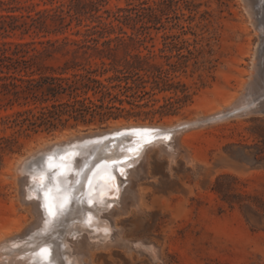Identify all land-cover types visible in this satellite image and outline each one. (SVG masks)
Listing matches in <instances>:
<instances>
[{"label":"rangeland","instance_id":"obj_1","mask_svg":"<svg viewBox=\"0 0 264 264\" xmlns=\"http://www.w3.org/2000/svg\"><path fill=\"white\" fill-rule=\"evenodd\" d=\"M254 1L255 8H260L261 0ZM84 3L85 14L80 24L74 20L60 31L31 28L27 32L28 25L8 31L0 29V44L14 46L36 41L42 48L39 41L59 39L54 56L42 60L45 66L59 69L72 58L71 52L79 48L74 44L65 45L61 40L66 35L83 38L76 31L84 32L96 25L98 21L91 18L95 14L111 31L107 33L109 37L134 36L128 45L119 47V57H124L127 51L140 52L146 56L145 67L150 64L162 67L163 81L157 87L151 72L141 71L148 81L143 91H139L141 96L131 97L138 106L125 102L133 112L128 118L109 120L104 125L69 126L51 133L20 135L16 144L0 145V243L15 234L26 233L37 222L30 204L24 202L30 199L24 195L27 188L17 178V164L36 153L41 145L132 124L170 126L207 118L220 110L234 114L180 131L176 137L178 143L175 141L179 150L175 147V151L166 153L161 145L149 146L144 153L142 172L134 173L128 181L136 194L126 196L123 209L114 211L123 236L129 241L152 243L159 251V259L154 260L148 251L137 252L133 248L130 251L122 244L106 252L94 251L92 259L94 264H264V34H261L264 33V9L257 15L255 25L245 0H84ZM13 4L15 7L34 4L35 10H44L57 2L14 0ZM135 6L156 7L157 15L141 10L138 16L134 10L133 18L116 19L125 13L123 9ZM16 9L10 13L27 14L25 9ZM7 13L0 6V14ZM23 21L21 17L15 23L21 25ZM91 61L94 64L100 58L93 56ZM113 73L111 70L105 76ZM251 94L252 97L247 96ZM177 98L182 100L176 102ZM244 100L254 108L242 110ZM236 106L241 107L234 110ZM19 108L0 94V138L15 137V128L6 121ZM129 130L133 132L129 135L131 139L123 140L127 144L124 151L131 157L141 143L135 142L134 137L147 138V131ZM65 151L67 148L61 146L36 156L31 169L23 173L40 176L35 189L41 195L48 194L51 187L55 193L60 189L57 180L60 172L65 171L62 160ZM172 153L177 155L173 157ZM116 154L113 157L117 160H113L109 170L118 175V167L125 166L119 159L121 155ZM75 156L80 157L78 153ZM136 165L139 162L128 169L133 167L130 168L133 170ZM69 174L73 175L74 171ZM87 178H91V173ZM101 181L98 176L94 179L95 191L100 194L104 193ZM71 195L77 196L73 192ZM79 207L76 206L77 210ZM68 217L64 214L58 218L61 221L54 222L58 226L66 224ZM52 224H42L44 228L40 224L32 231L37 240L32 248L42 246L51 230L57 237L58 230ZM59 247L56 248L59 250ZM56 248L52 250L53 255L59 252ZM2 254L4 264H9L6 253Z\"/></svg>","mask_w":264,"mask_h":264},{"label":"trees","instance_id":"obj_2","mask_svg":"<svg viewBox=\"0 0 264 264\" xmlns=\"http://www.w3.org/2000/svg\"><path fill=\"white\" fill-rule=\"evenodd\" d=\"M13 1L0 0V6L8 12L0 14V29L4 31L26 25L27 32L31 28L60 31L74 20L80 24L86 6L84 0H50L57 4L50 9L35 10L34 4L15 7ZM16 8L25 9L27 14H11ZM134 10L138 16L141 10L157 15L156 7L135 6L123 9L125 13L117 15L116 19L133 18ZM21 17L24 21L17 25L15 22ZM99 17L92 14L91 18L98 23L84 32L76 31L83 38L63 37L61 43L78 45L79 48L71 52L72 58L59 69L42 63L43 59L54 56L59 39L39 41L42 48L37 46L36 41L15 43L14 46L0 44V94L8 98V103L15 102L20 106L6 121L15 128V137L0 138V145L16 144L20 135L51 133L69 126L104 125L109 120L128 118L133 112L124 105L125 102L138 106L131 97L141 96L139 91L145 88L148 81L142 70L150 71L155 86H160L163 81L162 67L157 64L145 67L146 56L140 52L127 51L124 57H119V47L128 45L135 38L132 35L109 37L107 33L111 31L106 24H101ZM93 56L100 58V62L93 64ZM111 70L114 73L105 76ZM181 100L177 98L176 102ZM170 106H174V102H170Z\"/></svg>","mask_w":264,"mask_h":264},{"label":"bare ground","instance_id":"obj_3","mask_svg":"<svg viewBox=\"0 0 264 264\" xmlns=\"http://www.w3.org/2000/svg\"><path fill=\"white\" fill-rule=\"evenodd\" d=\"M245 2H246L245 7L249 11L253 23L254 21L256 23L257 15L261 13L260 10L264 9V0H261L260 8L257 9L255 8L254 0H245ZM247 96L252 97V94ZM255 98H253V100ZM249 105L250 104L248 103V100H246V102L244 100V103L241 105L243 107L242 110L246 112L250 111ZM241 106H236L233 109L234 110L239 109ZM222 113L224 112L219 110L218 112L210 114L208 116L212 118L211 120L212 122H215L225 118V116H222L223 115ZM198 120L200 119L198 118L193 120L180 121L177 124L170 126H166V125L137 126L135 124H132L128 126H120L114 129L94 131L89 133L90 135L82 134V135L74 136L72 138H68V140L65 139L66 141L64 142L53 141V142H47L43 146L41 145L40 146L41 148L36 153L30 154V156L26 157L25 159H22V161H19L17 164V170H18L17 172L19 173L17 178H20L23 185H25V188H27L26 190L24 189V195L29 196L28 199H30V200L24 199V202L30 204L31 211L36 214L35 216H37L36 217L37 222L36 223L34 222V225L32 224V226L27 228L26 233L23 232L24 234L21 235L15 234L14 237L10 236L9 238L6 239L4 238L5 240H1L2 242L0 243V263L2 264L5 263L4 256L2 258L1 255H3L2 253H6L5 257L8 259L7 262L9 264H41V260L43 262V259L39 254V250L42 247H48L51 250H53L57 246H60L59 250L56 248L59 251V252L57 251L58 254L53 255L52 253L51 264H94L92 259V255L94 251L98 250V251L106 252L107 250H110L113 246L115 247L116 245H120V244L131 249L130 251H133L132 248L137 250V252L145 251L146 253V251H148L149 255L154 260H158L159 251L152 243L146 244L142 240L129 241V239L123 236L122 229L117 225V221H116L117 218H115L114 216V211L118 209H123V204H124L123 202L126 196L133 195V192L134 194H136L135 193L136 191L131 190V184H129L128 181H131V178L134 173L137 175L138 173L136 172H139L142 169V161L145 158L144 153L147 150V148L151 145L154 146L161 145L160 147L164 148L166 153L167 151L168 153L175 151L176 150L175 147L177 148L179 147L177 146L178 144H176L175 146V143L177 142L176 137L178 133L180 131L183 132V130L185 129L187 130L190 128L194 129L197 125H200L197 123ZM136 127H144L147 130V138L146 140L142 141L139 144L140 145L139 150L137 152H133V155L131 157L127 155V152L124 151L126 148L124 144V140L129 141L131 139L129 135H126V137L122 141L112 137L101 142L93 140L100 135L111 134L115 131L119 132L129 128L137 130ZM170 137L171 139L169 140ZM64 143L66 145H63ZM61 146H65V148H67V151H65L66 152L65 156L62 159L64 161L63 167L65 168V171L60 172V176L57 181L60 184L59 190L66 191L67 195L70 198V203L67 206L68 210L65 212V214L69 215L67 219L68 222H66V224L58 226V224H56L57 221L54 222V225L52 224L53 221L51 220V217L45 211V208L43 206L47 197L55 194V188L51 187L50 192L48 194L41 195L35 189L37 184L40 183V179H39L40 176L37 173L35 174L39 176L38 178H36L35 175L33 174L24 176L23 173L28 171L30 166H32L33 160L36 156L40 154L41 155L45 154L50 150H52L53 148L55 149ZM177 150H179V148ZM77 153L80 155L79 158H77L78 156H75V154ZM115 153L121 155L119 159H121L120 161H122V165L126 167L125 168L119 165L120 167H118V171H117L118 175L115 174V171L113 173L111 170H109V167L111 165H114L113 160H117L113 157V154ZM176 155H177L176 153L175 155L172 153L173 157ZM92 157H94L96 161H101V164L91 169V178L88 179L86 175V171L89 168L93 167ZM137 162H139V165H136L137 166V167L135 166L136 168L134 167V169L132 170L130 168L133 167H130L129 168L130 170L128 169L130 165L132 166ZM71 171H74V174L68 175V172ZM141 172L142 171H140V173ZM46 176L47 175H45V177ZM97 176L102 178L101 190L104 191V193L102 194L98 193V191H95L96 187H95L94 179ZM43 178L44 177H42V179ZM99 180L100 179H98V181ZM85 183H86V187H85ZM72 185H74V187H71ZM38 186L41 187V184ZM72 192L74 194H77V196L73 195L74 196L73 197L71 195ZM37 197L39 199H37ZM133 198L135 199L136 197ZM77 205H80L79 210H77L76 208ZM40 224L42 227H43L42 224L45 225L52 224L54 227H56L55 230H58L57 231L58 233H56L57 237L55 238L54 234H52L53 230H51L50 228L49 230H51V233L48 234L49 238L45 240L43 239L44 244L39 248L35 249L31 247V245L37 242V240H34L33 238L32 231L38 229ZM130 251L129 253H131ZM55 256L56 259H54ZM52 260H55V262L53 263ZM42 264H48V263L43 262Z\"/></svg>","mask_w":264,"mask_h":264},{"label":"snow or ice","instance_id":"obj_4","mask_svg":"<svg viewBox=\"0 0 264 264\" xmlns=\"http://www.w3.org/2000/svg\"><path fill=\"white\" fill-rule=\"evenodd\" d=\"M150 142V141H149ZM37 199H39L37 197ZM70 203V198L67 195L66 191L57 190L56 193L52 196L47 197L44 203L45 211L51 217V220L54 222L60 216H63L68 210L67 206ZM41 258L51 264L52 259V250L48 247H42L39 250Z\"/></svg>","mask_w":264,"mask_h":264},{"label":"water","instance_id":"obj_5","mask_svg":"<svg viewBox=\"0 0 264 264\" xmlns=\"http://www.w3.org/2000/svg\"><path fill=\"white\" fill-rule=\"evenodd\" d=\"M254 107H252V108H250V110H252ZM232 114H234V112H232V111H228V112H225L222 116H230V115H232ZM212 120V118L211 117H207V118H203V119H200V120H198V124H201V123H206V122H210ZM147 130L144 128V127H138L137 128V132L138 133H144V132H146ZM131 133H133L131 130H129V129H125V130H122V131H119V132H117V131H115V132H113V133H111V134H103V135H100V136H98L97 138H95V139H93L94 141H104V140H106V139H108V138H115V139H118V140H123L125 137H126V135H131ZM86 135H90L89 133H87ZM144 140H146V138L145 137H143V136H141V137H134V141L135 142H142V141H144ZM124 144L125 145H127L126 144V142L124 141ZM92 161H93V167H91V168H89L87 171H86V175L88 176V174H90L91 173V169L92 168H95V167H97V166H99L100 164H101V161H96L95 160V158L94 157H92Z\"/></svg>","mask_w":264,"mask_h":264}]
</instances>
